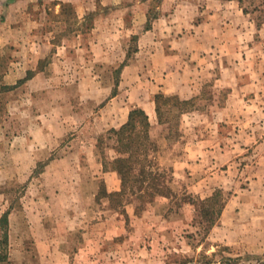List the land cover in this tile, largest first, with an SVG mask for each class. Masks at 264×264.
<instances>
[{"label": "rangeland", "instance_id": "obj_1", "mask_svg": "<svg viewBox=\"0 0 264 264\" xmlns=\"http://www.w3.org/2000/svg\"><path fill=\"white\" fill-rule=\"evenodd\" d=\"M149 1L147 14H158L161 0ZM246 2L257 22L264 19V0ZM130 4L131 0H0V264H47L34 245L37 231L30 228L35 209L43 210L48 223L68 218L60 212L68 210L67 192L75 189L66 187L67 179L89 173L77 161L78 154L84 157L96 152L103 160L116 156L112 148L115 137L101 123L102 105L97 100L113 92L120 77L118 65L133 60L138 45L148 43L127 34L105 35L122 24L115 21L117 16H124L128 24L132 15H143L144 6L132 8ZM144 25L136 24L135 31ZM176 50L172 51V66L198 63L195 55ZM147 55L146 50L139 58L145 60ZM217 55V65H230L232 70L196 74L199 70L193 68L190 76L199 79L200 86L192 103L186 105L188 111L179 113L176 101L168 102L172 111L166 116L167 144L156 152L158 167L154 169L172 195L142 201L129 190L110 196L100 186L95 200L89 190L88 196L71 198V221L78 217L82 231L88 230L86 238L93 236L95 244L81 246L83 236L73 231L71 238L76 244L68 250L75 256L77 248H83L84 257L67 262L64 256L59 264H264V247L243 240V232L238 233L241 238H226L232 215L222 229L213 231L220 224L221 215L217 217L216 210L222 205L223 212L229 198L247 187L248 169L259 152L253 140L252 146L243 144L240 130L244 126H239L243 119L238 111L246 109L240 98L244 93L264 92V45L245 56L250 62L247 68L239 64L243 59L238 53ZM40 69L43 73L35 81L25 83L28 73ZM84 79L91 85L82 83ZM249 81L251 86L247 87ZM227 103L234 112L221 116L218 112ZM53 105L59 106L60 120L68 126L50 158L69 160L56 166L49 165L50 158L36 166H11L7 141L19 144L17 132L26 125L34 129L31 112L38 110L46 116ZM251 105L253 112L259 109L258 103ZM71 108L79 115L62 118ZM42 120L48 126L51 117ZM251 123L258 127L264 118L252 117ZM164 132H153V139L159 142ZM197 137L207 143L221 142L222 146L203 150L207 160L202 173L179 169L181 160L202 157L199 148L189 149ZM78 143L88 149L78 151ZM230 144H234L232 152L225 147ZM87 169L94 173L97 166ZM20 171L24 172L21 181L17 179ZM87 188L95 187L89 183ZM5 255L7 258H2Z\"/></svg>", "mask_w": 264, "mask_h": 264}, {"label": "crops", "instance_id": "obj_2", "mask_svg": "<svg viewBox=\"0 0 264 264\" xmlns=\"http://www.w3.org/2000/svg\"><path fill=\"white\" fill-rule=\"evenodd\" d=\"M63 1L71 2V0ZM246 1L161 0L157 6V9H161L160 12L149 15L147 14V11H149L147 6L150 7L149 0H131L130 5L132 8L140 5L144 6L143 15L140 13L132 15L129 21L130 24L126 23L124 16H117L115 21L122 23L120 25L121 28L110 29L111 32H106L105 35L121 37L127 34L128 37H137L139 41L147 39L148 43L138 45L134 59L121 67L119 81L114 83L115 88L113 92L97 100L102 105L99 108V112L102 114L101 119L103 121L101 123L103 126L107 130L119 128L127 121L130 110L139 107L148 116L150 123L149 134L153 139V132L157 130L166 131L165 125L160 124L157 119L154 101V95L157 92H163L167 95H178L182 99H191L197 96L200 83L198 82L199 79L191 77L193 76L191 72L193 68L197 71L199 70L196 74H203V70H232L230 65H217L216 58L219 56L217 54L238 53L243 59V62H239V64L245 68L249 67L250 62L249 60L246 61L245 56L251 54L253 51L256 53L264 45V19L257 22L252 15V10L246 9ZM106 2L104 4H107ZM147 20L148 25L145 26L144 24L147 23ZM138 23L144 25L139 32L134 29ZM175 48L180 53L186 52L195 55L198 63L194 65L191 62L189 66L187 62L180 66H172L171 55ZM146 50L148 53L147 58L141 60L139 58L140 53L142 54ZM42 73L43 71L40 69L26 79L25 83L32 80L35 81V78L39 77ZM14 83L16 81L12 82V84ZM82 83L91 85L85 79ZM92 84L95 86L100 85V83ZM228 86L231 85L229 84ZM246 86H251V82H247ZM89 96L91 98L94 97L92 95ZM230 98L229 100H235ZM240 98L246 103V109L238 111L239 116L241 115L243 119L242 125L239 126H244L240 130L243 134L242 137H244V139L242 138L244 140L242 142H244L245 146L247 144H251L252 146L251 142L253 140V144H256L255 148H258L259 152L255 155L248 169L249 175L246 180L249 182L247 183V187L237 191V194L234 193L229 198L221 214L220 224L213 228V231L222 229L227 224V218L232 215V221L227 227L229 234L226 238H239V234L243 232V240L249 244H259L264 247V124L252 127L251 123L252 117L264 118V92L254 95L249 94L247 96L244 93ZM251 102L258 103L259 109L256 112L252 111ZM51 103L53 104L54 100ZM55 103L58 104V101H55ZM59 110L58 105H53L48 110L49 112L46 113V116L38 110L31 112L34 129L32 127H29V129L26 125L25 128L18 131L15 139L19 141V144L11 140L7 141L9 142L11 166L21 167L26 164L36 166L45 158L49 159L53 155L54 151L60 146V136L66 133L65 126H68L66 124L63 125L64 123L61 122ZM233 112L227 103L218 114L230 116ZM78 113L71 108V112L63 115L62 118L71 117L73 119L72 117L78 116ZM190 113L196 114V111H191ZM49 116L51 117V122L47 126L42 117H45L47 120ZM162 134L159 142L153 139L158 144L159 150L167 144L168 133L164 132ZM9 137L10 139L13 138V136ZM191 143L192 147L189 149L199 148L202 157H197L195 161H191L187 157L185 160L180 161L178 168L181 170H200L202 173L207 160L204 158L206 153L203 150L209 147H213L216 150L217 148H221L222 143H207V140H201L198 137L196 141H191ZM233 145L230 144V147L225 145V147L228 151L232 152ZM74 148L71 147V149ZM77 148H79L78 151L82 150V148L88 149L84 143L82 145L78 143ZM21 157H24L25 161L18 160ZM74 158L75 151L73 150L71 152V164L74 163ZM77 158V161L86 167L84 170H87L89 173L88 175H71V178L67 179L69 184L66 187L68 189L75 187V189L71 190V192H69V189L67 192V197H69L68 210L62 209L60 212L63 215H68V218L62 216L60 219H53L51 223H48L45 221L44 216H42L43 210L41 211L37 208L35 209L34 221L30 223V228L35 229L38 234L34 245L38 248L41 259L47 264H59L64 259V256L66 257L65 261L74 260V258L79 260L82 256L84 257L83 248H77L78 252H74L75 256L68 250L71 245L76 244L75 242L73 243V238H71L73 231L80 232L81 236H83L81 244L79 242L81 246L86 247L95 244L93 236L86 238L88 230L86 232L85 230L82 231L84 226L78 223L80 222L78 217L71 221V198L75 196H88L87 191L89 190V195L95 200L99 196L100 186H103L107 193L117 192L121 187L117 172L103 168L104 160L101 154L98 156L96 152H90L84 157H80V154H78ZM112 158L110 157L109 159ZM109 159L106 158V160ZM68 160L69 157L62 159L50 158L48 163L51 166H56ZM86 165H96L97 169L94 173H90L91 170L87 169L89 166ZM23 173L22 171L19 172L18 180H22ZM211 173L215 174L216 172ZM89 183L94 185L95 188L93 190L87 188ZM120 222L122 223V220ZM121 223L119 224L121 225ZM67 262L65 264H68Z\"/></svg>", "mask_w": 264, "mask_h": 264}, {"label": "trees", "instance_id": "obj_3", "mask_svg": "<svg viewBox=\"0 0 264 264\" xmlns=\"http://www.w3.org/2000/svg\"><path fill=\"white\" fill-rule=\"evenodd\" d=\"M127 62H123L117 71ZM28 73L26 79L31 75ZM176 101L177 111L179 113L188 111L187 104H191V99H182L178 95H167L163 92H157L154 95L155 110L160 124H166L167 114H171V107L168 102ZM150 123L148 116L139 107L130 110L127 121L119 128H110L108 134L115 137V143L112 146L116 156L103 161L105 170L117 172L121 187L117 192L107 193L108 195L124 194L127 190L134 193L142 201H152L156 196L170 197L172 189L162 184L161 174L156 169L158 166L154 161L156 152L159 151L158 144L149 134ZM222 205L216 210V216L220 217ZM214 221V220H213ZM213 221L210 225H213ZM2 258H7V255ZM4 259V260H5Z\"/></svg>", "mask_w": 264, "mask_h": 264}]
</instances>
